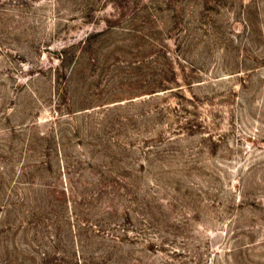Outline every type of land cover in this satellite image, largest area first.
Instances as JSON below:
<instances>
[{
  "label": "rangeland",
  "instance_id": "obj_1",
  "mask_svg": "<svg viewBox=\"0 0 264 264\" xmlns=\"http://www.w3.org/2000/svg\"><path fill=\"white\" fill-rule=\"evenodd\" d=\"M0 231V264L48 231L55 264H264V0H0Z\"/></svg>",
  "mask_w": 264,
  "mask_h": 264
},
{
  "label": "trees",
  "instance_id": "obj_2",
  "mask_svg": "<svg viewBox=\"0 0 264 264\" xmlns=\"http://www.w3.org/2000/svg\"><path fill=\"white\" fill-rule=\"evenodd\" d=\"M167 82H169V81H167ZM166 89H169V88H166ZM105 181H114V180L113 179H110V180L105 179ZM83 182H85L86 187L91 186L90 188H92V189L87 188L85 190L86 192L83 193V195L81 196V200H83V202H88V200L94 201L96 199H102L103 202L105 201V203L103 204V215L104 216L108 217V219H111V220L120 218V220H122V222H125L127 224L130 222V212L132 211V209L127 205V202L129 199L127 198V196H125V193H124L125 197H123V195H122V197H120L124 201H122L116 205L114 203L110 204L109 203L110 201L114 202L113 196L111 193H109V194H106L109 197L105 198V194L103 193L102 188H101L103 185H105V182L103 181V179H96L94 181H88L87 179L84 178ZM104 187H108V186H104ZM60 193L64 196V198L67 197V193L65 190H62ZM64 201L66 202V198ZM92 208H94V207H88L87 208L88 214H90V213L92 214L94 212V211L90 210ZM49 213L50 212L44 211V212L38 213V215H37L36 211H31V214L32 215L35 214V217H37V220H33L32 222L34 224H36V221H37V224H38V218L40 219L39 221H41L42 223H43V221L50 220L49 217L47 216ZM59 219H60V215H59L58 219H56V220H59ZM51 220H52V217H51ZM56 220H54L53 224H55L57 222ZM82 225H83L82 223L77 224V228L80 231L79 234H81V235L83 234ZM94 227L98 230V232H101V227H98L97 225H95ZM122 231L125 232L126 230L124 231V229H122ZM37 234H39L38 231H37ZM47 234H46V238L49 239L50 246H48V244H44L42 249L46 248V251H44V252H42V254H40L41 259H42L41 264H55V263L51 262V259L49 257L52 256L51 252L53 251V249L56 251L57 247H55V245L52 247L51 245L53 243H56V240H59L61 242L63 239L61 240L60 237L57 239V235L56 234L51 235V231H48ZM71 234H72V232H71ZM71 237L73 238V236H71ZM74 240H76L75 235H74ZM42 249H37V252H39V250H42ZM75 264H77V263H75Z\"/></svg>",
  "mask_w": 264,
  "mask_h": 264
}]
</instances>
